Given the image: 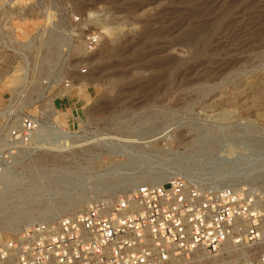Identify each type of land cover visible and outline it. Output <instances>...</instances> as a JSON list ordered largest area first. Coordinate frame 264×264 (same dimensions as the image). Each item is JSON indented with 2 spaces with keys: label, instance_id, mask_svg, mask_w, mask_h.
Segmentation results:
<instances>
[{
  "label": "rangeland",
  "instance_id": "obj_1",
  "mask_svg": "<svg viewBox=\"0 0 264 264\" xmlns=\"http://www.w3.org/2000/svg\"><path fill=\"white\" fill-rule=\"evenodd\" d=\"M44 3L99 12L103 43L85 76L66 66L71 89L24 96L58 140L1 182L0 240L145 182L264 183V0H0L5 30L32 38ZM14 67L0 69L1 105Z\"/></svg>",
  "mask_w": 264,
  "mask_h": 264
},
{
  "label": "built area",
  "instance_id": "obj_2",
  "mask_svg": "<svg viewBox=\"0 0 264 264\" xmlns=\"http://www.w3.org/2000/svg\"><path fill=\"white\" fill-rule=\"evenodd\" d=\"M38 10L41 27L19 42L5 30L0 9V69L13 64L12 75L21 73L0 104V192L3 180L21 175L34 159L37 144L58 140L43 136L44 122L24 96L34 85L71 89L66 66L85 76L88 57L103 43L99 12L84 16L51 3ZM258 156L264 160V151ZM0 264H264V183L145 182L81 214L51 213L0 240Z\"/></svg>",
  "mask_w": 264,
  "mask_h": 264
},
{
  "label": "bare ground",
  "instance_id": "obj_3",
  "mask_svg": "<svg viewBox=\"0 0 264 264\" xmlns=\"http://www.w3.org/2000/svg\"><path fill=\"white\" fill-rule=\"evenodd\" d=\"M159 138H160V137H159ZM159 138H155V139H153V141H154V140H157V139H159ZM83 212H84V211H83ZM83 212H78V213H75V214H81V213H83ZM34 222H35V221H33V220L30 221V222H29V223H30L29 226H30L31 224H33Z\"/></svg>",
  "mask_w": 264,
  "mask_h": 264
},
{
  "label": "crops",
  "instance_id": "obj_4",
  "mask_svg": "<svg viewBox=\"0 0 264 264\" xmlns=\"http://www.w3.org/2000/svg\"><path fill=\"white\" fill-rule=\"evenodd\" d=\"M1 99V98H0ZM1 102H3V100H0V104H1Z\"/></svg>",
  "mask_w": 264,
  "mask_h": 264
}]
</instances>
